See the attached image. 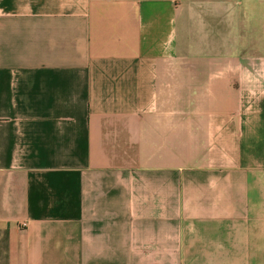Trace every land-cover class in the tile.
<instances>
[{"label": "crops", "instance_id": "obj_1", "mask_svg": "<svg viewBox=\"0 0 264 264\" xmlns=\"http://www.w3.org/2000/svg\"><path fill=\"white\" fill-rule=\"evenodd\" d=\"M0 264H264V0H0Z\"/></svg>", "mask_w": 264, "mask_h": 264}, {"label": "built area", "instance_id": "obj_2", "mask_svg": "<svg viewBox=\"0 0 264 264\" xmlns=\"http://www.w3.org/2000/svg\"><path fill=\"white\" fill-rule=\"evenodd\" d=\"M23 226H26V225H23Z\"/></svg>", "mask_w": 264, "mask_h": 264}]
</instances>
